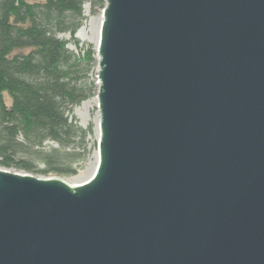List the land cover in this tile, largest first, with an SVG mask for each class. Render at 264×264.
I'll return each mask as SVG.
<instances>
[{
  "label": "water",
  "instance_id": "95a60500",
  "mask_svg": "<svg viewBox=\"0 0 264 264\" xmlns=\"http://www.w3.org/2000/svg\"><path fill=\"white\" fill-rule=\"evenodd\" d=\"M98 164L0 167V264H264V0H106Z\"/></svg>",
  "mask_w": 264,
  "mask_h": 264
},
{
  "label": "trees",
  "instance_id": "16d2710c",
  "mask_svg": "<svg viewBox=\"0 0 264 264\" xmlns=\"http://www.w3.org/2000/svg\"><path fill=\"white\" fill-rule=\"evenodd\" d=\"M88 1L0 0L1 167L69 177L88 159L92 126L72 114L98 93L97 53L89 45L76 54L60 37L79 46Z\"/></svg>",
  "mask_w": 264,
  "mask_h": 264
},
{
  "label": "rangeland",
  "instance_id": "374dc122",
  "mask_svg": "<svg viewBox=\"0 0 264 264\" xmlns=\"http://www.w3.org/2000/svg\"><path fill=\"white\" fill-rule=\"evenodd\" d=\"M92 4V2H94ZM106 1V0H105ZM85 10V20L83 26L77 31V34L75 37L78 40L79 46L76 45V43L73 42L72 36L69 33H63L60 35V37L63 39H66L69 43V47L71 50L75 51L76 54H82V50H85L89 45L93 46V49H95V44L92 42V39L97 34V27L99 24V18L103 16V8L100 4V0H89L84 5ZM98 54V53H97ZM96 54V56H97ZM98 64L97 67L93 69L91 72L92 78L96 81L98 80ZM93 98H97V95L87 99V101L92 100ZM85 101V102H87ZM81 103L80 105H77L75 107L74 112L72 114L73 117H75L79 124L87 129L89 126H92L93 133L89 135V147L90 149V155L88 156V159L85 162H80V167L78 170V174L75 176H69V177H61L64 179L68 184L77 185V183H82L91 178V176L94 174V170L98 164V161L95 159V152L97 150V144L98 140L95 138V119L96 117L99 118V107H96L93 103H87V105H84V103ZM1 167V166H0ZM44 177V176H41ZM47 177H57V176H47ZM45 177V178H47Z\"/></svg>",
  "mask_w": 264,
  "mask_h": 264
},
{
  "label": "bare ground",
  "instance_id": "6f19581e",
  "mask_svg": "<svg viewBox=\"0 0 264 264\" xmlns=\"http://www.w3.org/2000/svg\"><path fill=\"white\" fill-rule=\"evenodd\" d=\"M102 23H103V16H101L99 18V24H98V27H97V34L95 35V37L92 39V42H94L95 44V49L98 47L99 45V38H100V34H101V26H102ZM87 103H93L96 107H98V98H93L92 100H89L87 102L84 103V105H87ZM99 121H100V118L96 117L95 119V138H99L100 136V129H99ZM98 158H99V153L98 151L95 152V159L96 161H98ZM79 183H77L78 185Z\"/></svg>",
  "mask_w": 264,
  "mask_h": 264
}]
</instances>
